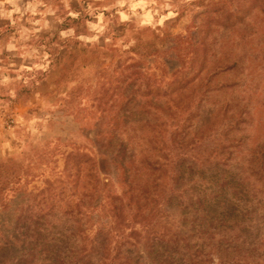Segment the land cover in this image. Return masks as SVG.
<instances>
[{
    "label": "rangeland",
    "instance_id": "1",
    "mask_svg": "<svg viewBox=\"0 0 264 264\" xmlns=\"http://www.w3.org/2000/svg\"><path fill=\"white\" fill-rule=\"evenodd\" d=\"M0 264H264V0H0Z\"/></svg>",
    "mask_w": 264,
    "mask_h": 264
},
{
    "label": "trees",
    "instance_id": "2",
    "mask_svg": "<svg viewBox=\"0 0 264 264\" xmlns=\"http://www.w3.org/2000/svg\"><path fill=\"white\" fill-rule=\"evenodd\" d=\"M45 228H46V226L45 225H43V224H41L40 226H39V231H43V230H45ZM39 235L40 233L39 232H35L34 233V235ZM34 238H32V240H33ZM36 240H38V242H39V240H41V237H36ZM44 242V241H43ZM29 244H30V246L32 245V243L31 242H29ZM37 245H39V243H37ZM44 245H46V244H44ZM40 246V245H39ZM33 247V246H32ZM41 247H42V245H41ZM45 247V246H44ZM44 247H42V248H44ZM33 249V248H32ZM63 256L65 257V258H68V256H66L65 254H63ZM33 257V256H32ZM76 261V260H75Z\"/></svg>",
    "mask_w": 264,
    "mask_h": 264
}]
</instances>
